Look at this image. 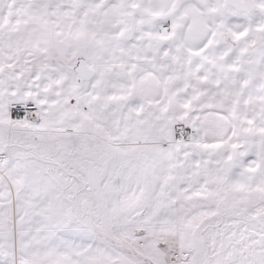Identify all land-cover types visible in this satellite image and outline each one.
<instances>
[{"label":"snow or ice","instance_id":"6c2138e0","mask_svg":"<svg viewBox=\"0 0 264 264\" xmlns=\"http://www.w3.org/2000/svg\"><path fill=\"white\" fill-rule=\"evenodd\" d=\"M0 264H264V0H0Z\"/></svg>","mask_w":264,"mask_h":264}]
</instances>
